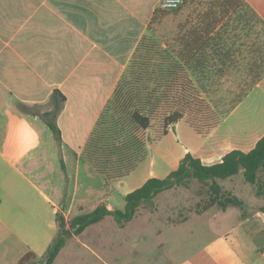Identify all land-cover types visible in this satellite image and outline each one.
Returning a JSON list of instances; mask_svg holds the SVG:
<instances>
[{"label": "crops", "instance_id": "0c3cea01", "mask_svg": "<svg viewBox=\"0 0 264 264\" xmlns=\"http://www.w3.org/2000/svg\"><path fill=\"white\" fill-rule=\"evenodd\" d=\"M162 1L0 0V264H18L29 252L38 257L42 233L48 236L45 244H51L57 234L47 228L58 230L56 214L65 197L64 213L75 217L104 202L107 185L126 179L132 191L152 177L146 165L143 178L128 182L145 159L128 176L108 181L87 160L84 148L142 38L153 33L152 20ZM167 11L176 18L169 40L189 71H237L242 60L264 63V0H185ZM56 89L66 96L57 124L63 119L88 124L82 143L67 142L63 131L60 146L44 118L20 108L51 109ZM243 99L206 137L205 154H199L205 164L221 161L233 149L250 151L264 136V129L216 134ZM182 147L186 153L196 145ZM261 207L210 241L198 261L181 264H264Z\"/></svg>", "mask_w": 264, "mask_h": 264}, {"label": "trees", "instance_id": "16d2710c", "mask_svg": "<svg viewBox=\"0 0 264 264\" xmlns=\"http://www.w3.org/2000/svg\"><path fill=\"white\" fill-rule=\"evenodd\" d=\"M165 11L167 10L159 8L155 12L152 20L153 33L142 38L86 142L84 154L87 160L108 181L128 176L147 158V134L155 126L160 130L158 138L161 139L182 120H186L203 136L209 135L221 122L222 117L212 109L196 84L195 77H200L198 71H189L184 61L178 59L175 48L171 45L173 40H169V37L175 32V27L171 33L168 31L162 35L166 39L155 35L158 33L157 29L164 24L167 26L171 16H174L173 12L166 14ZM163 43L167 45L164 47ZM52 96L53 104L49 110L41 112L39 105L26 104H21L20 108L26 113L38 114L44 118L61 145L62 130L56 120L66 96L58 89ZM61 165L66 171L63 158ZM261 169L264 172V136L250 151L233 149L221 161L213 164H205L201 158L188 152L177 168L166 177H150L140 187L129 192L125 197L124 209L109 208L101 203L94 210L81 213L68 221L64 213V200L56 214L57 235L42 258L29 264H53L69 238L82 234L89 226L101 222L107 216H114L117 222L124 225L135 217L141 206L153 204L160 193L187 186L192 179L207 185L210 191V199L205 204L198 203V213L214 206L223 211L229 206L243 207L245 202L225 190L219 180L232 177L243 170L246 181L257 184ZM263 191L259 186L258 194ZM33 254L27 253L18 264H27L29 256Z\"/></svg>", "mask_w": 264, "mask_h": 264}, {"label": "rangeland", "instance_id": "374dc122", "mask_svg": "<svg viewBox=\"0 0 264 264\" xmlns=\"http://www.w3.org/2000/svg\"><path fill=\"white\" fill-rule=\"evenodd\" d=\"M165 12L167 14L172 11ZM173 15L167 26L164 24L157 29L161 35L156 33V36L166 39L162 35L168 31L171 33L174 27L176 31L175 12ZM239 64V69H235L237 71H198L200 77H195L202 96L219 117H227L237 100L244 95L243 105L223 122L216 133L218 137L231 132L247 131L248 134H257L264 129V76L260 88L254 91L251 89L264 74V63L242 60ZM248 91L251 93L250 100L247 99L248 94H245ZM39 110L45 109L41 107ZM59 126L64 131L63 138L67 142L79 143L86 137L89 127L84 123L74 124L68 119H63ZM159 134L157 126L148 131V156L133 176L127 178L128 182L143 178L147 166L150 169L149 176L168 175L188 153L183 152L182 146L195 144L196 147L190 152L196 157L205 154L203 151L206 149L208 135L198 134L186 120L176 130L173 127L167 136L159 139ZM52 135L55 138L54 133ZM72 137L75 140H71ZM206 158L209 162L213 160ZM219 182L225 190L242 199L244 207L230 206L223 211L214 206L205 214H202L205 211L198 213V203L205 204L210 199V191L207 185L192 179L187 186L160 193L153 204L141 206L135 217L124 225L117 222L114 216H107L101 222L89 226L82 236L68 240L63 253L53 264H181L187 263L189 259L198 261L207 253L210 241L218 239L230 227L235 226L241 215L244 216L253 208L264 204V191L258 194L259 186L264 189L262 169L257 184L247 182L243 170L232 177L220 179ZM105 190L106 197L102 203L110 208L124 209L125 197L131 192L127 180L107 185ZM66 199L65 197V204ZM91 206L87 207V212L91 211ZM73 217L66 218L70 221ZM47 230L51 235L58 231L57 228ZM47 237L43 233L39 236L35 251L38 257L35 254L29 256L27 264L41 259L46 253ZM86 244L91 248L85 247Z\"/></svg>", "mask_w": 264, "mask_h": 264}, {"label": "built area", "instance_id": "2783aa9c", "mask_svg": "<svg viewBox=\"0 0 264 264\" xmlns=\"http://www.w3.org/2000/svg\"><path fill=\"white\" fill-rule=\"evenodd\" d=\"M185 0H163L160 8L164 10H174L179 7Z\"/></svg>", "mask_w": 264, "mask_h": 264}]
</instances>
